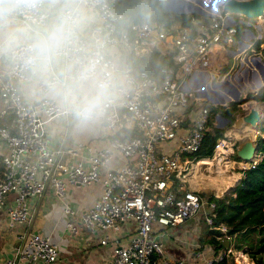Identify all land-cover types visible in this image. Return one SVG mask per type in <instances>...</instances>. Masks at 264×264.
Segmentation results:
<instances>
[{
  "label": "built area",
  "instance_id": "obj_1",
  "mask_svg": "<svg viewBox=\"0 0 264 264\" xmlns=\"http://www.w3.org/2000/svg\"><path fill=\"white\" fill-rule=\"evenodd\" d=\"M44 1L10 3L22 23L43 29L49 18ZM222 1L193 2L201 9L187 13L190 22L169 25L154 19H129L110 0H76L61 9V37L53 52L62 62L73 64L74 79L95 77L100 93L95 104L87 102L74 109L51 96L28 100L21 93L18 82L28 78L37 61L33 40L19 41L6 50L0 46V228L4 225L14 232L8 248L0 250V264H61L57 242L28 226L34 211L31 201L48 184L65 198L66 179L76 186L97 181L102 185L98 197L78 215L65 200L64 211L75 218V222L66 221L73 232L78 231L77 222L83 230L101 233L99 243L110 247L106 264H216L233 253L229 245L214 251L207 244L201 253L191 248L186 257H176L164 252L158 236L166 226L193 217L206 201L205 222L227 239L226 225H213L214 201L187 187L185 181L193 162H212L217 167L223 163L224 168L243 170L259 159L232 158L239 135L245 133L228 129L215 140L211 157L194 160L210 104L205 81H199L200 85L187 81L197 71L211 69L213 46L232 41L236 23L250 24L245 17L235 19L223 11ZM83 6L95 15L87 32L80 24ZM152 49L173 62L150 72L134 67L128 58L129 53L137 56ZM55 78L48 79L44 89ZM244 103L239 108L247 111ZM97 111L106 121L110 138L92 149L87 166L77 157V147L50 145L46 136L50 119L71 114L92 118ZM10 112L13 120L6 123L3 118ZM116 157L121 161L112 165Z\"/></svg>",
  "mask_w": 264,
  "mask_h": 264
},
{
  "label": "crops",
  "instance_id": "obj_2",
  "mask_svg": "<svg viewBox=\"0 0 264 264\" xmlns=\"http://www.w3.org/2000/svg\"><path fill=\"white\" fill-rule=\"evenodd\" d=\"M75 3L76 0H45L44 7L49 14L48 24L43 29H35L28 27L15 17L10 0H0V46L2 49L6 50L12 44L23 40H33L36 46L37 61L31 67L28 78L18 82L19 89L25 99L36 100L47 95L72 109L83 103L95 104L98 99L100 100V93L94 85L95 77L85 80L74 79L72 77L74 74L73 64L62 62L60 56L53 52V47L61 37L62 21L58 13L66 6H73ZM174 6L175 4L168 3L167 7L174 8ZM91 18H95V15L83 6L80 24L85 32L89 29ZM239 18L237 15L235 19ZM251 28L250 24V27L242 28L239 35L234 33L232 41L215 44L211 55V69L197 71L188 79V84L200 85L205 81V84L208 85V99L216 101L218 104L220 101L222 105L226 106H229V102L232 100H239L238 97L243 87L248 86V91H255L262 85L264 83V55L261 54V50L264 45L260 44L259 49H255L254 45L250 47L251 43L248 42V37L254 33ZM245 48L250 52L246 53ZM258 61L262 67L258 65ZM52 76H56L55 81L50 87L44 89L47 80ZM199 81L200 83H198ZM234 88L238 91L237 97ZM217 91L220 94H217ZM244 102L248 108L251 105H256L264 117V101L248 99ZM244 112L243 110L241 114ZM229 129L233 132L244 131V135L242 133L239 135L241 137L239 140L246 137L255 138L254 132L258 130L247 123L237 128L230 126ZM46 136L50 145L63 148L77 147V157L82 159L87 166L89 153L93 148L107 144L110 132L107 130L103 115L97 111L92 118L79 117L74 114L68 117L52 118L46 124ZM80 141H83L85 145H78ZM120 161L121 159L116 157L110 163L115 165ZM233 174L232 182L233 180L235 182L241 176L242 170H234ZM101 190L102 185L99 181L89 185L68 184L66 185V196L62 198L54 192L52 185L48 184L44 193L31 201L34 211L28 227L47 233L53 241L57 242L61 264H106L109 257L107 248L97 242L101 233L97 231V234L93 235L91 233L95 232L84 231L70 234L64 221L66 216L64 200L78 210H82L93 203ZM185 224L177 225L182 226L178 230L185 231L186 234L193 233L190 231L191 227L187 228ZM191 229L193 230V228ZM3 230L6 232L3 243L8 242L9 237L11 243L13 234L10 235L7 229ZM108 232L111 230L109 229ZM164 245L166 246L165 242ZM8 246L3 245L1 249H7ZM193 248L195 252H202L200 247V249ZM179 249L182 250H180L181 255L176 257H186L191 251L189 244L185 248Z\"/></svg>",
  "mask_w": 264,
  "mask_h": 264
},
{
  "label": "trees",
  "instance_id": "obj_3",
  "mask_svg": "<svg viewBox=\"0 0 264 264\" xmlns=\"http://www.w3.org/2000/svg\"><path fill=\"white\" fill-rule=\"evenodd\" d=\"M110 2L114 8L123 11L129 19L135 21L154 19L165 25L174 21H180L182 24L190 22V15L187 13L165 10L163 0H110ZM241 29V23H236V35H239ZM260 41V38L255 41L256 48H259ZM128 58L134 67H145L150 72H154L160 65L173 62L170 56L159 54L156 49L137 56L129 53ZM248 99L264 101V84L255 91L247 92L244 98L229 102V106L217 107L210 104L207 126L201 145L194 153V160L211 157L215 140L227 127L217 126L214 123L216 108H220L221 114L227 117L232 115L240 102ZM3 120L10 123L13 120V113L5 115ZM258 129L260 132L256 136V144L259 159L254 166L243 169L241 176L222 194L215 195L213 192L204 191L199 193L208 201H214L213 225H226L225 233L228 235L229 246L233 249L248 250L254 264H264V118ZM128 132L132 133V130ZM235 157L237 158L236 154ZM2 168L0 162V176ZM207 232L206 239L213 244L214 251L221 249L224 246L223 232L209 225ZM216 264H231V262L229 263L228 258L225 257Z\"/></svg>",
  "mask_w": 264,
  "mask_h": 264
},
{
  "label": "rangeland",
  "instance_id": "obj_4",
  "mask_svg": "<svg viewBox=\"0 0 264 264\" xmlns=\"http://www.w3.org/2000/svg\"><path fill=\"white\" fill-rule=\"evenodd\" d=\"M205 1H207V0H205ZM193 2L198 3L199 1H196V0H163V7L165 10H169V11L188 13V12H192V11H197V9L193 6L194 5ZM168 3L175 4L174 8H171V7L168 8L167 7ZM176 6H180L181 10H176L175 9ZM230 15L234 16V18H237V15H234V14H230ZM248 20L250 21V24L252 27L251 30L254 32L251 36L248 37V42L251 43V44H249L250 47H253L252 45L255 44V41L258 38L261 39V41L259 43V47H260V44L264 45V18H262V17H261V19L259 18L258 20L260 22L257 20H252V21L250 19H248ZM238 23H241L242 28L250 27V24L248 25L244 22H238ZM250 47H248V48H250ZM254 48L256 49L255 46H254ZM244 51L246 53L250 52V50L246 49V48L244 49ZM261 54L264 55V48H262ZM207 88H208V85H206V89ZM248 90H249L248 86L243 87L241 89V92H240L238 99L245 97V95H242V94L243 93L246 94L247 92H249ZM217 94H220V92H218ZM207 102H208V104H212V105H215L217 107H219V105H222V102L219 101V104H218V102H216V101L213 102L211 99H208ZM240 103H242V102H240ZM255 104H257V103H255ZM241 112H243V109L238 107L236 110H234L232 115L227 116L228 118H230V120H228L223 126H221L220 122H222V116L223 115L221 114V109L216 108V113H219L220 116L217 114H216L217 116L214 115L213 121H214V123H216L217 126H221V127L227 126L225 130H228L230 128L232 122L234 121V118H236L238 115H240ZM234 157H235V155L232 158H234ZM234 170L240 171L241 169L232 168L230 166L228 168H226V167L224 168L223 163H221L217 167L212 162H210V163L193 162V165L190 169V173L188 174L187 179L185 181V185L187 187H191V188L197 189L199 191H204L206 193L213 192V193L222 194L225 190H228V188L231 187V185L234 183V180L232 182V179L234 178V176H233ZM62 177L65 178V175L63 174ZM0 178H1V176H0ZM65 181H66V185L71 184L67 179ZM69 205H70V207L75 209L76 214L78 215L79 210L77 208L73 207L70 203H69ZM206 206H207V202L205 201L203 207L193 217H190L183 222V223H186L185 225L187 226V228H190V227L193 228V230L190 228V231H193V233L188 232V234H186L185 231L178 230L182 226H177V225L176 226H173V225L166 226L164 229L159 231L158 236L161 238V240L163 242L166 243V246H164V252L165 253H169V254H172L174 256H179V255H181V251H182L179 248H185V246L187 244H189L190 248L195 247L197 249H200V248L203 249V247L206 246L207 244L213 245L212 243L208 242L206 239L208 237V232H207L208 225L204 220V215H205L204 209L206 208ZM65 215H66L64 217L65 225H66V221L68 219L74 220V222H75L74 217H71V216L67 215L66 213H65ZM132 224H133V222H132ZM76 225L78 227V231L73 232L71 229L68 228V231L70 232V234H75V233L84 232V231L88 232L86 230H83L81 228V226L79 225V223L76 222ZM3 229H7V232L10 233V235H12L14 233L12 229L5 228L4 225H3V227L0 228V249L3 247V245L5 247H7L9 245L10 239H11L9 237V241L3 243V241L5 239L4 235L6 234V232ZM43 233L45 235H48L45 232H43ZM66 233L68 234V232H66ZM91 234L95 235V234H97V232L91 233ZM97 242H98V244H100L98 238H97ZM100 245H102V244H100ZM102 246H105L107 248L108 253L110 252L109 245H102ZM100 248L103 249V247H100ZM0 258H2V255H0ZM228 262L229 263L231 262V264H241V263L242 264H254V260L250 256L248 250L243 251V248H241L240 250L234 249L233 253H231L230 256L228 257Z\"/></svg>",
  "mask_w": 264,
  "mask_h": 264
},
{
  "label": "water",
  "instance_id": "obj_5",
  "mask_svg": "<svg viewBox=\"0 0 264 264\" xmlns=\"http://www.w3.org/2000/svg\"><path fill=\"white\" fill-rule=\"evenodd\" d=\"M193 6L197 9H201L196 4H194ZM175 9L181 10L180 6H176ZM221 9L223 11L229 12L230 14L243 16L250 20H257V18L264 16V0H223ZM257 63L259 66H261V63L259 61ZM234 93L237 97L238 91L235 88ZM263 118L264 117L262 116L258 107L251 105L247 111L234 118L231 127L237 128L247 123L253 126L255 129H258ZM228 120H230L228 117L222 116V122H220V125L223 126ZM235 153L236 156L243 161H252L257 159L258 155L256 137H246L239 140L236 145ZM224 245L228 246L227 239L224 240Z\"/></svg>",
  "mask_w": 264,
  "mask_h": 264
},
{
  "label": "bare ground",
  "instance_id": "obj_6",
  "mask_svg": "<svg viewBox=\"0 0 264 264\" xmlns=\"http://www.w3.org/2000/svg\"><path fill=\"white\" fill-rule=\"evenodd\" d=\"M261 19V17H259ZM257 18V20L259 19ZM262 18H264V16H262ZM260 22V21H259ZM204 160L203 161H206V158H203ZM236 253V252H235ZM241 253V252H240ZM243 256V255H242ZM242 264V263H241Z\"/></svg>",
  "mask_w": 264,
  "mask_h": 264
},
{
  "label": "clouds",
  "instance_id": "obj_7",
  "mask_svg": "<svg viewBox=\"0 0 264 264\" xmlns=\"http://www.w3.org/2000/svg\"><path fill=\"white\" fill-rule=\"evenodd\" d=\"M231 102V101H230ZM238 107H239V105H238ZM257 136V135H256ZM228 245H229V243H228ZM225 246V245H224Z\"/></svg>",
  "mask_w": 264,
  "mask_h": 264
}]
</instances>
